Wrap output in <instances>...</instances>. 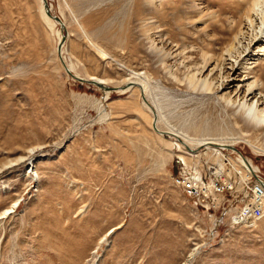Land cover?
Masks as SVG:
<instances>
[{
	"label": "rangeland",
	"instance_id": "rangeland-1",
	"mask_svg": "<svg viewBox=\"0 0 264 264\" xmlns=\"http://www.w3.org/2000/svg\"><path fill=\"white\" fill-rule=\"evenodd\" d=\"M46 2L63 28L0 0V264H264V218L211 234L173 183L189 147L153 130L232 143L264 178L263 133L187 88L231 48L227 0Z\"/></svg>",
	"mask_w": 264,
	"mask_h": 264
},
{
	"label": "bare ground",
	"instance_id": "bare-ground-1",
	"mask_svg": "<svg viewBox=\"0 0 264 264\" xmlns=\"http://www.w3.org/2000/svg\"><path fill=\"white\" fill-rule=\"evenodd\" d=\"M227 4L229 6L227 14L230 15L228 18L230 20L228 35L231 33L228 46L231 48L226 49L227 51L225 52L227 53L223 54V60H221L222 62L219 66L220 70L216 76L213 77L215 70H217L216 65L206 74H204L205 69L203 68L198 73V78H194L196 76L194 75L189 80L187 79V88L195 91V93L197 91L196 94H203L207 98L206 100L211 99L210 102L217 105L218 110L220 108V110L222 109L221 112H226L241 125V129L244 128V131L258 130L264 136V83L254 75L256 65L259 64L258 67L260 69L262 66L264 67V0H227ZM42 15L47 21L53 24L56 23L45 16L44 9H42ZM240 70L241 72H239ZM261 75L264 79V69ZM133 80L127 81L120 93L132 91L135 86H140L138 82ZM89 81L104 85L103 80L96 78H91ZM105 91L107 92L108 90ZM224 112L222 113L224 114ZM157 127L153 124L155 133L159 135L160 133H166L174 136L178 139L177 141L183 142L191 148H187L188 151H181L179 144L173 143L178 148V151L182 152L178 155V159L184 163L187 159V152L197 153L193 150L194 147H204L206 151L218 154L217 156H220V150L233 147L232 143H224L225 141L215 142V139H194L183 133L170 130L171 128L160 131L161 129L159 127L157 129ZM34 152L35 150L30 149L28 154L32 156ZM31 156H29V164H27V169H30V171L33 170V158ZM242 160L246 163V166L252 164L251 161L246 162L243 158ZM251 166L254 165L252 164ZM17 205L18 202H15L11 206V210H6L3 214L12 213ZM110 232L111 230L108 234Z\"/></svg>",
	"mask_w": 264,
	"mask_h": 264
},
{
	"label": "built area",
	"instance_id": "built-area-1",
	"mask_svg": "<svg viewBox=\"0 0 264 264\" xmlns=\"http://www.w3.org/2000/svg\"><path fill=\"white\" fill-rule=\"evenodd\" d=\"M203 151L187 152L184 175L173 178L195 208V217H204L211 234L225 226L240 227L263 219L264 178L260 169L252 164L248 168L238 154L234 157L227 149L220 150V156Z\"/></svg>",
	"mask_w": 264,
	"mask_h": 264
},
{
	"label": "water",
	"instance_id": "water-1",
	"mask_svg": "<svg viewBox=\"0 0 264 264\" xmlns=\"http://www.w3.org/2000/svg\"><path fill=\"white\" fill-rule=\"evenodd\" d=\"M41 2H42V5H43V9L45 10V15H46L48 18H50L51 20L55 21L57 24H59V25L61 26V28H63L60 18L51 15V13L49 12V8H48V5H47L46 0H41ZM63 42H64V37H61V40H60V42H59V44H58V47H57L58 52H59V50L61 49V46H62V43H63ZM67 72H68V71H67ZM78 80H80V81H84V80H82V79H78ZM86 82H88V81H86ZM90 83H91V84H94L95 86H98L99 88H102L103 90H108V91L111 90V89H109V88H107V87H105V86H102V85L98 84L97 82H90ZM160 135H161V136H165V135H168V134H166V133H165V134H164V133H160ZM168 136H169V135H168ZM170 136H171V135H170ZM173 137H174V136H173ZM174 138H175V137H174ZM28 164H29V163H28Z\"/></svg>",
	"mask_w": 264,
	"mask_h": 264
}]
</instances>
